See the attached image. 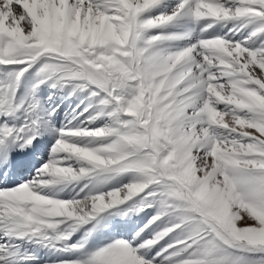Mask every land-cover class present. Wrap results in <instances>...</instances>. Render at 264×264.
Returning a JSON list of instances; mask_svg holds the SVG:
<instances>
[{"label": "snow or ice", "instance_id": "1", "mask_svg": "<svg viewBox=\"0 0 264 264\" xmlns=\"http://www.w3.org/2000/svg\"><path fill=\"white\" fill-rule=\"evenodd\" d=\"M0 264H264V0H0Z\"/></svg>", "mask_w": 264, "mask_h": 264}, {"label": "rangeland", "instance_id": "2", "mask_svg": "<svg viewBox=\"0 0 264 264\" xmlns=\"http://www.w3.org/2000/svg\"><path fill=\"white\" fill-rule=\"evenodd\" d=\"M43 94H46V90L43 91ZM43 94H42V95H43ZM54 102H55V103H62V106H63V105L66 106V105H67V104H63L65 101H64V102H61L60 100H56V101H54ZM67 103H68V101H67Z\"/></svg>", "mask_w": 264, "mask_h": 264}, {"label": "bare ground", "instance_id": "3", "mask_svg": "<svg viewBox=\"0 0 264 264\" xmlns=\"http://www.w3.org/2000/svg\"><path fill=\"white\" fill-rule=\"evenodd\" d=\"M63 104H67V101H65ZM63 106H65V105H63Z\"/></svg>", "mask_w": 264, "mask_h": 264}]
</instances>
